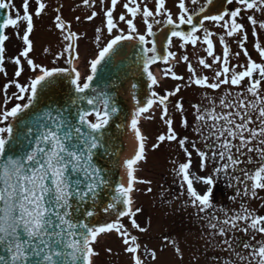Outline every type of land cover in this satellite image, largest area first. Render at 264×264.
<instances>
[{
    "label": "snow or ice",
    "instance_id": "6c2138e0",
    "mask_svg": "<svg viewBox=\"0 0 264 264\" xmlns=\"http://www.w3.org/2000/svg\"><path fill=\"white\" fill-rule=\"evenodd\" d=\"M32 2L22 0L17 8L14 0H0V10H10L0 22L5 78L9 27L23 45L10 58L14 75L3 84L0 102V264H97L99 238L113 233L129 264L159 260L157 250L142 243L151 220L138 222L143 209L135 206L133 193L140 191L137 185L146 186L145 194L153 192V181L139 173L149 151L167 145L178 149L170 159L179 189L173 200L192 208L202 226L203 250L193 252L189 264H264V0H221L215 12L216 0H172L171 6L169 0H82L69 5L72 11L88 10L75 22L101 19L91 58L79 45L87 33L73 30L59 3L52 25L60 50L43 49L52 56L51 66L32 56L31 38L34 18L46 14L50 3L34 0L30 10ZM250 35L256 59L247 47ZM125 41L133 42L136 73L147 78L143 99L139 85L128 81L130 114L118 98L124 83L119 75L104 87L93 86L101 83L102 64L122 59ZM158 64L165 66L159 69L163 77L180 82L162 94L152 70ZM181 64L187 75L175 71ZM11 88L16 91L9 94ZM190 88L198 90L191 113L179 95ZM157 111L166 131L149 143L142 120L153 121ZM177 114L179 128L190 134L177 130ZM221 184L236 207L216 203ZM254 201L261 203L253 207ZM164 241L183 261L178 241Z\"/></svg>",
    "mask_w": 264,
    "mask_h": 264
},
{
    "label": "rangeland",
    "instance_id": "374dc122",
    "mask_svg": "<svg viewBox=\"0 0 264 264\" xmlns=\"http://www.w3.org/2000/svg\"><path fill=\"white\" fill-rule=\"evenodd\" d=\"M50 3V7L47 10V13L42 15L40 18H34L35 23V29L34 34L31 37L34 41L35 51L32 53V56L36 59L38 63H43L46 65L51 66L50 61L52 59L51 55L45 56L43 54V49L45 47H48L51 49L52 52H56L60 50V40H59V32L52 26V20L54 19L55 13L52 11V9L55 7L56 4L63 3L65 5L63 9V17L65 20L72 21L73 22V30L77 31L78 33H87V35L79 41L80 45V51L82 55H86L88 58H91V55L94 52V29L97 26H100L101 19L97 18L96 20L92 22L84 21L82 23H76L74 20V17L77 15H80L82 18L85 13L88 12L85 8H77L75 11L70 10L69 5L71 7L75 8L76 4H79L82 2V0H48ZM15 6L17 8L21 7L22 0H14ZM172 0H169V6H171ZM35 4L34 0L30 5V10H34ZM98 10V8H97ZM118 12L121 11V9L118 8ZM175 11V9H173ZM90 14V13H88ZM13 15V13H12ZM14 16V15H13ZM26 25L24 23H21L19 26V31L21 34L23 33L24 28ZM15 29L12 27H9L6 30V34L10 37L9 41L6 42V70L8 73L7 78L3 76V74H0V102H2V86L3 84L7 83L8 80L13 78L14 75V65L10 62V58L14 57L18 54L19 50L22 48V42L16 38L14 35ZM15 50H14V48ZM235 49V46H233ZM189 54L192 53V48L189 46L188 48ZM253 58H257L256 53H251ZM201 55V53H200ZM192 61L196 59L194 56L191 57ZM63 64V62H60ZM80 70L84 71L83 64L80 66ZM175 71H177L178 74H184L187 75L186 72V66L181 64L178 65L175 68ZM208 72V71H207ZM210 73V72H209ZM28 73H25V76H27ZM24 77H21V81L23 82ZM176 83H180L177 81H173L170 78L167 77L166 81L163 82V85H161L160 88H158V91L163 92L164 89L171 90ZM12 89V88H11ZM180 96H183L181 93ZM187 95V94H184ZM194 93L189 94L187 97L183 96L184 99H186L184 102L186 105L190 104V102H195L196 100H193ZM12 104H9V107H11ZM189 111H192L191 108ZM156 119L153 121H143L142 120V130L150 137L149 143L154 142L155 137L160 134L161 132L166 131L165 126L162 124V122L158 119L159 112H156ZM192 117V116H191ZM179 116L176 120V127L179 129ZM174 145H167L162 147L161 149L157 150L156 152L149 151L148 153V163L142 165V171H140L139 175L142 177H145L147 179H151L153 181L151 187L153 188V192L151 194H145V185H137L136 187L140 189V191H137L133 193L134 200L136 202L135 206L142 207L143 212L140 215L139 222L142 226H145L148 222V220H151V229L148 233L143 234L141 237L142 243L147 244V246L150 249H156L158 252L159 260L152 262L149 258V263L151 264H181L178 258L174 255V250L171 246L166 247L165 250L162 252L159 251L160 248H163L162 246V236L155 235L158 231H160L163 228L164 224H167L171 220V215L167 212V208L171 211L173 215V223L171 224L173 227L171 228L172 238L176 239L178 243L181 242L182 239H190L192 241L200 240L199 237L201 235V223L198 222L194 216V210L192 208L184 209L181 206V200H173V197H175L178 193L174 194L175 192H172L170 190L171 183H173V176L168 177L166 174L171 167L170 159L175 158L178 154V149H175ZM180 160H183L182 154L179 155ZM206 174V173H205ZM166 181V182H164ZM164 186L169 188L167 192V197H165L163 200L164 202L161 203V205L166 204L165 208H160L158 204V197L162 190H164ZM166 191V189H165ZM174 194V195H173ZM261 196H264V192L260 193ZM172 200L173 202L171 205L167 203V201ZM260 201H254L252 202L253 207H258ZM153 214L149 217L150 213ZM163 213V220L166 223H161L162 216L157 213ZM188 213L191 214V219H186ZM142 216V217H141ZM157 216V217H155ZM125 223H127V218H125ZM185 220L190 226V229L188 232L185 231L183 228L182 223ZM197 235V236H196ZM192 236V237H191ZM106 242V241H105ZM104 243L100 242L96 246L97 250L100 252V259L98 260L97 264H106V261L109 259H103L104 253ZM107 242L106 245L114 244V241ZM201 243H204L203 240H200ZM112 247V245H110ZM113 248V247H112ZM184 252V258L183 264L187 263L188 260L191 258L193 252L196 251V249L188 248L187 246L181 247ZM148 261V260H147ZM107 264H129L128 257L123 254L121 243H118L116 245V258L109 260V263ZM200 264H204L203 261L200 262Z\"/></svg>",
    "mask_w": 264,
    "mask_h": 264
},
{
    "label": "water",
    "instance_id": "95a60500",
    "mask_svg": "<svg viewBox=\"0 0 264 264\" xmlns=\"http://www.w3.org/2000/svg\"><path fill=\"white\" fill-rule=\"evenodd\" d=\"M221 8V0H216L215 2V8L213 9V12L216 10H219ZM8 10H0V22H2V19L8 15ZM133 42H122V59L114 60L112 61L111 64H108L107 66L103 65L100 68V72L102 73L103 78L101 79L100 85H96L94 82L93 86H98V87H104L105 82L108 80L109 77L113 81H115L116 76H120L121 80L124 81V83L121 85V92L120 96L118 97L120 100H122V108L124 110L125 114H130L131 111H133V105L130 102L129 96L131 94V89H130V84L128 81L137 83L139 87L137 88L136 92L138 96L143 99L146 96L147 93V78L146 76H141L136 73L135 70V56L134 52L132 49ZM131 69V70H130ZM125 71L128 72L127 77H125ZM64 84L67 85L68 81L65 79ZM128 91H125V90ZM51 97L49 98L50 102ZM41 107H44L42 104ZM125 151L128 150V145L127 141L125 140L124 145H123ZM106 199V197H105ZM100 221L103 222L104 219H106L103 214L99 217Z\"/></svg>",
    "mask_w": 264,
    "mask_h": 264
},
{
    "label": "flooded vegetation",
    "instance_id": "af4514ba",
    "mask_svg": "<svg viewBox=\"0 0 264 264\" xmlns=\"http://www.w3.org/2000/svg\"><path fill=\"white\" fill-rule=\"evenodd\" d=\"M174 50L179 51L178 49H174Z\"/></svg>",
    "mask_w": 264,
    "mask_h": 264
}]
</instances>
